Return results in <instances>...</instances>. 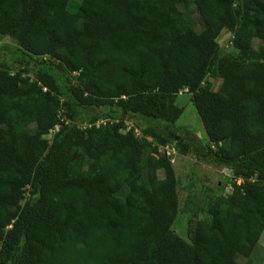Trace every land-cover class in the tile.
Returning a JSON list of instances; mask_svg holds the SVG:
<instances>
[{"label":"trees","instance_id":"16d2710c","mask_svg":"<svg viewBox=\"0 0 264 264\" xmlns=\"http://www.w3.org/2000/svg\"><path fill=\"white\" fill-rule=\"evenodd\" d=\"M223 32L234 55H219ZM1 37L16 47L0 60V264H252L264 232V0H0ZM185 90L204 143L170 133ZM61 109L71 123L47 141ZM169 143L230 187L188 241L172 229L177 181L158 153Z\"/></svg>","mask_w":264,"mask_h":264},{"label":"rangeland","instance_id":"374dc122","mask_svg":"<svg viewBox=\"0 0 264 264\" xmlns=\"http://www.w3.org/2000/svg\"><path fill=\"white\" fill-rule=\"evenodd\" d=\"M69 8L73 10L81 0H68ZM192 19L194 20L195 30L201 32L203 30V23L196 13H192ZM231 34L223 32L219 39V55L227 56L234 55L235 52L231 48H226V43L230 39ZM16 47L15 42L9 37L0 38V60L9 61L11 53L14 52ZM13 69V68H12ZM16 70H12L14 72ZM209 81L212 83V87H216L219 84V80L216 77H209ZM176 105L182 108L183 112L181 116L175 121L173 125L172 137L182 134L183 137L188 136L186 133H192L200 139L202 143L206 141L201 123L196 114V110L190 100V94L181 91L176 96ZM60 122L44 139L51 141L52 135L61 128L62 124L71 123L68 122V118L65 116V110L59 111ZM80 128L84 129L88 125L86 123H80L79 119L75 117L72 121ZM124 131L131 128L130 123L125 124ZM170 152L168 157L175 173L177 181V197L179 203V212L172 229L184 240L188 241L187 228L190 224H194L196 221L211 222V215L208 212L209 206L219 196L227 195L230 191L228 180L225 175V171L213 166L210 162H206L202 157L195 152H190L187 155L179 154L174 148L173 143H169L164 147H159L158 153L162 156H166V148ZM158 177L163 178V172L158 171ZM241 181L238 180L237 183ZM252 264H264V232L251 254ZM237 262L244 264L246 258L238 257Z\"/></svg>","mask_w":264,"mask_h":264},{"label":"crops","instance_id":"0c3cea01","mask_svg":"<svg viewBox=\"0 0 264 264\" xmlns=\"http://www.w3.org/2000/svg\"><path fill=\"white\" fill-rule=\"evenodd\" d=\"M219 84H220V81H219ZM218 84V85H219ZM218 85L215 87L214 86V90H216L217 89V87H218ZM203 128V127H202ZM203 131H204V129H203ZM186 134H188V137H192V138H194V139H197V140H200L198 137H196L195 135H193L192 133H186ZM205 134V133H204ZM206 136V135H205ZM206 141H207V139H206Z\"/></svg>","mask_w":264,"mask_h":264},{"label":"built area","instance_id":"2783aa9c","mask_svg":"<svg viewBox=\"0 0 264 264\" xmlns=\"http://www.w3.org/2000/svg\"><path fill=\"white\" fill-rule=\"evenodd\" d=\"M185 92H186V90H185ZM99 123H96V126L98 125ZM166 148V150H167V152H166V156L167 157H169L170 156V152L168 151L169 149H168V147H165ZM239 183V182H238Z\"/></svg>","mask_w":264,"mask_h":264}]
</instances>
